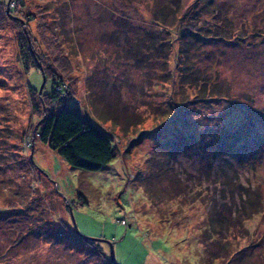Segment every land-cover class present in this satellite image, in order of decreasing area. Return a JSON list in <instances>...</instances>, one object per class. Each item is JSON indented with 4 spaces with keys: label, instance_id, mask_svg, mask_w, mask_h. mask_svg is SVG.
I'll return each instance as SVG.
<instances>
[{
    "label": "rangeland",
    "instance_id": "rangeland-1",
    "mask_svg": "<svg viewBox=\"0 0 264 264\" xmlns=\"http://www.w3.org/2000/svg\"><path fill=\"white\" fill-rule=\"evenodd\" d=\"M51 71L112 136L98 169L37 138ZM108 242L118 264H264V0H0V264H106Z\"/></svg>",
    "mask_w": 264,
    "mask_h": 264
},
{
    "label": "trees",
    "instance_id": "trees-1",
    "mask_svg": "<svg viewBox=\"0 0 264 264\" xmlns=\"http://www.w3.org/2000/svg\"><path fill=\"white\" fill-rule=\"evenodd\" d=\"M31 61L33 67L39 68L34 55ZM56 78L59 80L58 82L54 81ZM50 80L51 89L49 92L40 93L34 86L28 84L31 105L35 108L40 105L43 108V116L39 120L37 124L38 128L35 132L37 133V138L46 142L48 146L55 150L67 163L90 170L98 169L109 162L117 153L116 145L111 134L103 129L90 115L83 113L82 109L79 107V99L73 95V93L70 94L69 88L64 85V81L61 80L58 73L51 71ZM57 84L58 86L55 89L54 86ZM36 96H39V100ZM73 98L77 99L76 104L71 103ZM88 101L96 112L97 119L104 121L110 120L112 123L116 124L121 123L118 114L113 109H107L105 106V108H99L93 97H89ZM134 139L136 138H133V141ZM192 142H194V139ZM157 145H163L166 151L171 152H173L175 148H183V146L181 147V145H177L175 142L168 139L159 141ZM168 147H170L169 150L167 149ZM194 150L196 151L195 153H197V151L200 152L196 147ZM200 155L205 159V155ZM161 156V153L154 152L153 154L151 153V156L149 155L145 158L143 163L148 169V173L155 174V171H158V166H167L166 162L161 159ZM227 184L228 180H224L219 189L222 191L225 190ZM169 186L172 188L171 192L179 195V197L184 195L187 190H191L189 181H184V183L180 181V176L177 172L171 174ZM206 187H209V185ZM143 189L148 196H152L149 184L143 182ZM193 194L194 193H190V195L194 196ZM215 200L214 198V203L211 204L212 207L208 214L207 222L202 227L201 232H203L205 237H211L217 240L216 237L220 236L224 229V217L217 211L218 208H214ZM249 203L251 208L254 202L250 200ZM242 207L245 208L243 204ZM257 209L258 208L254 205L251 212ZM225 226H227V224H225ZM224 244L225 243H220V245L225 248L226 246ZM205 250L209 260L210 258L218 256L214 250L206 246ZM107 261L106 264H118L109 257Z\"/></svg>",
    "mask_w": 264,
    "mask_h": 264
},
{
    "label": "water",
    "instance_id": "water-1",
    "mask_svg": "<svg viewBox=\"0 0 264 264\" xmlns=\"http://www.w3.org/2000/svg\"><path fill=\"white\" fill-rule=\"evenodd\" d=\"M39 69H40V67H39ZM41 71V70H40ZM42 72V71H41ZM43 81H44V75H43V73H42V83H43ZM42 83H41V85H42ZM41 85H40V87H39V89H38V92H40V89H41ZM71 219H72V225H73V227H74V229L77 231V229H76V225H75V223H74V219H73V216L71 215ZM89 237H91V236H89ZM91 238H95V239H103V238H100V237H91ZM107 242V241H106ZM108 244H109V258L111 259V260H113V251H112V247H111V244H110V242H108ZM114 261V260H113ZM115 262V261H114Z\"/></svg>",
    "mask_w": 264,
    "mask_h": 264
},
{
    "label": "built area",
    "instance_id": "built-area-1",
    "mask_svg": "<svg viewBox=\"0 0 264 264\" xmlns=\"http://www.w3.org/2000/svg\"><path fill=\"white\" fill-rule=\"evenodd\" d=\"M72 104H76L77 103V99L73 98L71 101Z\"/></svg>",
    "mask_w": 264,
    "mask_h": 264
},
{
    "label": "flooded vegetation",
    "instance_id": "flooded-vegetation-1",
    "mask_svg": "<svg viewBox=\"0 0 264 264\" xmlns=\"http://www.w3.org/2000/svg\"><path fill=\"white\" fill-rule=\"evenodd\" d=\"M106 244V243H105Z\"/></svg>",
    "mask_w": 264,
    "mask_h": 264
}]
</instances>
